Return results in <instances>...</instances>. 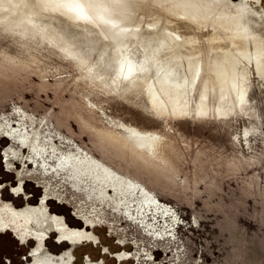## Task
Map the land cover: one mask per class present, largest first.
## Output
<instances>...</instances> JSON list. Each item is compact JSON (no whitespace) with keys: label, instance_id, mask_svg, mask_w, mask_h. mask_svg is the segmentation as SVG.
<instances>
[{"label":"water","instance_id":"95a60500","mask_svg":"<svg viewBox=\"0 0 264 264\" xmlns=\"http://www.w3.org/2000/svg\"><path fill=\"white\" fill-rule=\"evenodd\" d=\"M0 143L148 264H264V0H0Z\"/></svg>","mask_w":264,"mask_h":264},{"label":"rangeland","instance_id":"374dc122","mask_svg":"<svg viewBox=\"0 0 264 264\" xmlns=\"http://www.w3.org/2000/svg\"><path fill=\"white\" fill-rule=\"evenodd\" d=\"M42 200L49 215L61 217L68 228L80 230L93 238L90 239L93 243H81L82 245L72 249L71 264H88L87 259L92 263H97L99 259L100 264H148L1 143L0 264H36L35 257L31 254V250H37L35 238H24L27 241L21 244L15 231H20L21 228L15 229L10 218L1 210L5 204H10L15 210L26 206L37 207ZM85 225L89 226L88 229L84 228ZM56 244H59L58 238L51 234L44 239L42 247L43 250L46 248L45 251L58 255L66 244Z\"/></svg>","mask_w":264,"mask_h":264},{"label":"flooded vegetation","instance_id":"af4514ba","mask_svg":"<svg viewBox=\"0 0 264 264\" xmlns=\"http://www.w3.org/2000/svg\"><path fill=\"white\" fill-rule=\"evenodd\" d=\"M1 211H3L7 217L10 218V223L14 224L15 229L21 228L20 231L15 230L18 233L17 237L19 239L17 240L21 244H24L27 241H25L24 238H35L33 239L37 242V250H35L36 252L31 250V254L34 255L36 264H71L73 258V248L76 249L78 245L93 243V241L90 240L93 239L91 235L83 233L80 230L70 229L68 228L69 226L67 227V225H65L61 217L49 215L44 206V200L41 201L40 206H26L21 210H15L10 204H5ZM1 220L3 222L2 218ZM88 227V225L84 226L85 229H88ZM51 234H54L58 238L59 244L56 245L66 244L65 249L62 250L58 255H53L45 251L47 250L46 248L43 250L44 248L42 245L44 239ZM97 261V263H92L87 259L88 264H100L99 261L101 260L98 259Z\"/></svg>","mask_w":264,"mask_h":264},{"label":"bare ground","instance_id":"6f19581e","mask_svg":"<svg viewBox=\"0 0 264 264\" xmlns=\"http://www.w3.org/2000/svg\"><path fill=\"white\" fill-rule=\"evenodd\" d=\"M28 257H29V255H28Z\"/></svg>","mask_w":264,"mask_h":264}]
</instances>
